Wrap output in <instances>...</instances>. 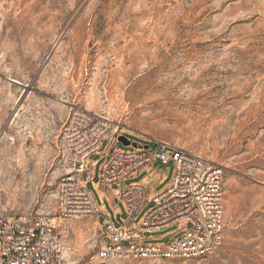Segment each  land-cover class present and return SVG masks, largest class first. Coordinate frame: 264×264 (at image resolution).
Segmentation results:
<instances>
[{
  "label": "rangeland",
  "instance_id": "1",
  "mask_svg": "<svg viewBox=\"0 0 264 264\" xmlns=\"http://www.w3.org/2000/svg\"><path fill=\"white\" fill-rule=\"evenodd\" d=\"M76 107L222 167L223 239L200 259L102 261L96 217L68 218L65 264H264V0H0V213L55 214Z\"/></svg>",
  "mask_w": 264,
  "mask_h": 264
},
{
  "label": "built area",
  "instance_id": "2",
  "mask_svg": "<svg viewBox=\"0 0 264 264\" xmlns=\"http://www.w3.org/2000/svg\"><path fill=\"white\" fill-rule=\"evenodd\" d=\"M121 135L119 126L104 115L79 107L69 112L57 139L61 177L56 212L0 213V264H65L61 220L88 216L97 220L102 216L96 254L102 261L189 260L216 252L223 239L222 167L162 140L122 148ZM96 153L99 158L88 162ZM154 162L173 163V174L138 216L146 201L145 190L139 182L127 181ZM87 184L109 189L119 199L126 215L122 223L114 224L101 212ZM173 226L176 232L162 237L178 233L176 238L146 242V233Z\"/></svg>",
  "mask_w": 264,
  "mask_h": 264
},
{
  "label": "crops",
  "instance_id": "3",
  "mask_svg": "<svg viewBox=\"0 0 264 264\" xmlns=\"http://www.w3.org/2000/svg\"><path fill=\"white\" fill-rule=\"evenodd\" d=\"M156 163L158 162L152 163L148 168L142 171V176L139 180H137V182H139L144 187L145 197L148 202L153 195L164 189L169 184L173 174V169L172 171H169L168 169L165 171H158L156 169ZM92 188L98 192L100 202L99 205L102 207L101 212L107 215L114 224L119 225L122 223L125 220L126 215L119 199L115 197L109 189L98 188L96 185L92 186ZM147 189L149 193L148 195ZM106 197L108 198L107 204L105 202ZM115 200H118L122 208L118 206V203H116ZM101 218L97 220L98 223L100 222Z\"/></svg>",
  "mask_w": 264,
  "mask_h": 264
},
{
  "label": "water",
  "instance_id": "4",
  "mask_svg": "<svg viewBox=\"0 0 264 264\" xmlns=\"http://www.w3.org/2000/svg\"><path fill=\"white\" fill-rule=\"evenodd\" d=\"M119 141L124 145V146H128V145H132V146H136V142H131L126 136L121 135L119 136Z\"/></svg>",
  "mask_w": 264,
  "mask_h": 264
}]
</instances>
